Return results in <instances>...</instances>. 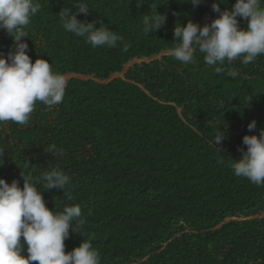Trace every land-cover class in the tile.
I'll list each match as a JSON object with an SVG mask.
<instances>
[{"label":"trees","instance_id":"16d2710c","mask_svg":"<svg viewBox=\"0 0 264 264\" xmlns=\"http://www.w3.org/2000/svg\"><path fill=\"white\" fill-rule=\"evenodd\" d=\"M38 2L21 39L33 63L45 59L54 73L68 75L65 96L51 108L37 102L27 125L0 123V178L23 188V174L29 177L50 210L79 205L84 237L71 232L65 251L85 238L101 264H264V187L231 167L247 150L243 136L264 128V55L247 65L242 58L226 61L218 74L199 51L187 65L162 53L178 43L176 24L203 26L219 15L214 0L196 7L186 0H84L89 14L77 19L96 27L102 21L122 36L115 48H94L65 31L59 13L76 12L80 0ZM223 2L221 10L231 11L236 0ZM156 11L166 23L146 34L143 17ZM14 50L13 37L0 30V55ZM151 55L158 59L126 75L140 79L158 102L126 79H108L127 61ZM229 69L238 75L230 77ZM223 130L220 153L213 141ZM52 145L56 151L45 152ZM52 168L70 177L64 192L43 189L40 177Z\"/></svg>","mask_w":264,"mask_h":264},{"label":"clouds","instance_id":"9594fccd","mask_svg":"<svg viewBox=\"0 0 264 264\" xmlns=\"http://www.w3.org/2000/svg\"><path fill=\"white\" fill-rule=\"evenodd\" d=\"M186 2L196 7L201 0ZM137 4H140L139 0ZM221 4H224L223 0H214L212 3V11L219 15L214 20L212 18L211 23L201 26L189 20L186 25L176 24L173 41L178 43L172 49L175 60L185 65L190 64L199 51L204 54V63L215 66V71L219 74L224 71L222 66L226 61L231 64L242 58L241 62L247 65L264 55V0H236L231 11L221 10ZM73 6L77 8L76 12L70 7H64L59 13L65 31L84 38L94 48H115L118 42H123L124 38L104 27L102 21L99 22L100 27H96L97 21L82 22L77 19L78 14H89L90 7L84 0ZM40 9L38 0H0V30L6 31L15 42L14 51L9 52L6 57L0 55V123L11 121L27 125L37 102L51 108L64 100L67 85L65 76L54 73L51 64L45 59L38 58L33 63L28 54L29 45L21 39L28 37L25 29ZM238 17L247 22L246 29L240 27ZM166 19L165 14L157 11L152 15H144L143 31L146 34L156 32L165 25ZM134 59L141 60L130 64L126 70L134 68L135 64L148 63L158 58L151 55ZM123 67L113 71L108 79H126L148 98L155 102L160 100L145 88L140 79L134 82L129 78ZM120 72V76L113 75ZM228 75L235 78L238 73L229 69ZM142 76L141 74L140 78ZM256 125L257 121L253 119L247 128L251 132ZM225 136V130L218 131L215 135L213 145L218 152L220 151L216 146L222 145ZM242 139L247 150L240 149L241 158L233 159L231 167L234 174L264 187V128L260 130L259 136L244 135ZM44 150L53 154L56 148L52 145ZM4 154L5 148L0 147V163ZM23 176V188L17 180L9 184L0 178V264H101L98 250L85 238L72 251H65V240L70 237L71 232L84 237L81 229L86 221L80 206H65L61 211L50 210L42 191L38 190L29 177ZM40 179L45 191L61 189L64 192L66 185L71 182L68 175L56 168L45 171ZM238 218L243 219H235ZM24 244L27 245L26 257L22 255Z\"/></svg>","mask_w":264,"mask_h":264},{"label":"rangeland","instance_id":"374dc122","mask_svg":"<svg viewBox=\"0 0 264 264\" xmlns=\"http://www.w3.org/2000/svg\"><path fill=\"white\" fill-rule=\"evenodd\" d=\"M215 18H213V20H214ZM163 53H172V50H166L165 52H163ZM141 59H133V60H131V61H129L128 63H126L125 65H124V67H123V71L124 70H126V67H128L130 64H132V63H134V62H139ZM113 75H115V76H120V75H122V73L120 72V73H114ZM68 75H65V78L67 77ZM239 219V218H238Z\"/></svg>","mask_w":264,"mask_h":264}]
</instances>
